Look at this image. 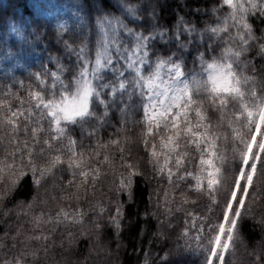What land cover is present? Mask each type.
Here are the masks:
<instances>
[{
    "label": "trees",
    "instance_id": "obj_1",
    "mask_svg": "<svg viewBox=\"0 0 264 264\" xmlns=\"http://www.w3.org/2000/svg\"><path fill=\"white\" fill-rule=\"evenodd\" d=\"M148 1L0 0V92L12 93L0 94V264H164L166 258L167 264H204L207 253L198 247L201 240L192 237L205 225L221 226L264 105V12L260 11L264 0L245 4L249 12L243 14L244 19L255 39L240 58L234 55L240 43L234 38L237 29L232 17L241 15L242 0H233L236 8L224 0H183L185 9L172 0L166 8L156 4L153 10ZM252 4L258 7L252 9ZM148 13L156 18L150 19ZM105 17L113 21L115 33L106 24L99 27ZM178 19L196 31L184 34L182 27L174 25ZM119 23L145 35L168 33L165 39L170 42L154 45L153 63L143 68L145 76L155 71L158 58L167 60L169 53L185 75L173 85L175 94L167 96L164 106L169 115L162 114L163 120L151 125L141 116L150 94L144 84L140 90L145 97L134 96L131 107L126 91L118 90L114 98L106 93L107 122L91 119L87 130L100 125L93 136L74 128L75 151L83 152L84 158L72 156L62 147L66 141L53 139L54 127L50 129L48 121L41 119L44 110L35 107L39 101L34 94L39 91L47 100L48 89L54 83L59 86L43 74L44 68L56 71L64 83L77 76L84 67L76 60L81 49L95 86L91 73L97 42H112L115 34L123 46L132 44ZM213 27L216 33L210 31ZM177 31L186 49L176 42ZM65 42L75 51L65 48ZM110 51L116 60L115 49L110 47ZM209 63H231L233 68L214 72L207 67ZM126 64L117 60L102 68L103 82L117 83L119 72L126 73L125 80L132 79L134 73ZM169 67L161 69L163 84L174 78ZM37 72L44 85L36 81L33 74ZM163 84L156 91H162ZM177 87L182 94L175 91ZM91 106L98 115L104 111L94 98ZM18 108L31 115L26 112V118H17L19 128L14 131L7 120ZM262 139L264 115L229 213L236 211L241 200L237 215L242 211L244 216L232 241L223 229L217 247L222 240L224 247L215 264H264V141L256 158ZM41 148L46 155H40ZM56 156L61 162L53 166ZM69 160L82 161L81 167L70 171ZM253 163L254 172L243 194ZM33 167L36 175L31 173ZM130 172L139 173L131 195L117 190ZM118 206L123 215L116 228L108 219ZM101 209H106L102 216ZM98 220L106 227L98 230L94 226ZM217 234L205 228L203 243L211 236L216 240Z\"/></svg>",
    "mask_w": 264,
    "mask_h": 264
},
{
    "label": "snow or ice",
    "instance_id": "obj_2",
    "mask_svg": "<svg viewBox=\"0 0 264 264\" xmlns=\"http://www.w3.org/2000/svg\"><path fill=\"white\" fill-rule=\"evenodd\" d=\"M249 0H242L239 4V9L241 15L236 17L235 15L232 17L233 19V26L237 29L234 38H238L240 43V50L236 51L234 55L237 58H240L243 52H246L248 48L251 46L250 41L255 39L251 35L252 29L250 25L245 22L244 13L249 12V9L245 7V4L248 3ZM225 5H230L233 8H236L237 5L233 3V0H224ZM258 6L256 4H252V9H256ZM261 12H264V9H260ZM155 14H153L150 19H155ZM143 23V21H141ZM109 26V30L113 33L116 31V26L113 24V21L108 20L106 17L103 18L102 21L99 22V27L101 29L104 28V25ZM180 27L183 28L184 34H192L196 31L194 27L187 26L183 23V20L179 21ZM63 28L64 25H61ZM155 27V26H154ZM119 29L126 34L132 40V44L130 47L123 46V43L120 40L119 35H113L112 42H108L107 40H102L97 42L96 52H95V67L92 69V79L96 80V85L94 86L92 80H89L87 77L90 75L88 72V64L89 61L85 58V50L81 49L79 53L76 55L77 62L83 64V69L79 72L77 76H75L69 83H64V81L57 75L56 71H51L47 68H44L43 74L50 75L54 81L59 82V86L54 83L48 89V99L45 100L44 96L41 92H36L35 99L39 101L35 105L36 108H42L44 112L41 115L42 120H47L49 124V128L54 127V131L56 135L53 137L54 140L58 141H66V144L62 143V147H67L71 152L72 156L79 155L82 159L84 158V153L81 152L77 154L75 151V146L77 145V140L73 139L72 132L73 129L79 127L81 130L82 135L87 134L88 136H93L99 131V126L97 128L92 129L91 131L85 128V125L93 118H95L98 122H107V118L109 117V100L105 99V94L107 93L109 97H115L117 91L120 92H127V101L128 107H131V101L134 96H139L141 98L145 97V92L140 90V85L144 84V87L150 93L147 95V102L144 103L141 107V116L144 120L151 125L154 121L163 120V115H169L168 109L161 103V100L167 101L168 95L175 94L173 92V85L180 81L181 77L184 76V72L181 70V64L175 62L174 55L169 53L167 60L159 59L155 63V71L151 74L145 76L143 74V68L145 66L151 67L153 61L152 56L155 55L154 45L157 42L160 43H168L169 40L165 38L168 36L167 31H157L151 34L145 35L142 32H136L131 28H128L127 25L123 23H119ZM241 30H247L246 32ZM212 33L217 32V28L213 27L210 29ZM105 36L107 33L104 34ZM180 31L175 33V40L178 43L179 47L182 49H186L188 45H185L181 39ZM110 47L115 49V53L117 59H113V53L110 51ZM65 48H68L70 52H74L75 50L71 48L67 42H65ZM261 54H264V45H261ZM103 58V60H102ZM200 59L203 60V55L200 56ZM117 60L120 62H127L126 67L129 70H132L134 73V77L130 80H125L124 77L126 76L125 72H119L116 75L117 83L111 82H103L104 76L100 74V70L105 68L106 66H112L117 63ZM166 64L171 65L169 67V72L174 73V78L169 77V81L167 84H163V80L161 77V69H163ZM57 67L62 69V66L57 62ZM209 69H212L214 72L218 71L220 68H224L225 71L228 68H233L231 63H209L207 65ZM113 73H116V69H111ZM235 75V73H233ZM36 81L39 82L41 85H44L46 81L42 79V74L40 72L33 74ZM155 81H160L159 84L154 83ZM163 84L162 91H156L157 88L161 87ZM183 86H189V81L187 79L183 80ZM7 88V86H5ZM130 89V90H129ZM175 91L182 94V89L177 87ZM0 94L4 95H12L11 91H2ZM31 95V93H30ZM154 96L162 97V99H153ZM93 98L95 102L99 105L103 106L104 111L101 114H97L94 108L91 106L93 102ZM19 99V98H18ZM21 108H23L24 101L20 100ZM112 104H115V99H112ZM157 105H159L160 110H157ZM171 107V105H169ZM18 108L16 111L11 113V118L7 120L8 124L13 126V130H18L19 126L16 123L17 118L25 117L26 112L28 115H31L30 111L28 110H21ZM123 110V109H121ZM163 114V115H162ZM63 125V126H62ZM158 126V125H157ZM27 131V128H25ZM37 130L33 129V133L35 134ZM39 131L43 132L44 129L41 127ZM149 132L152 131V128L149 127ZM49 147L52 145L49 143L48 140L44 141ZM82 144V140L80 141ZM115 143V141H113ZM57 152H60V149H56ZM31 156V153H29ZM40 155H46L45 149H40ZM153 156H156V153L153 152ZM60 157L56 156L55 160L52 161L53 166L55 164L60 163ZM31 163V161H30ZM81 162H73L69 160L68 162V169L71 171L74 167L80 168ZM36 168H31V173L33 175L37 174ZM163 171V169H161ZM75 175V173H73ZM139 173L130 172L128 176L124 177L123 180L120 181L118 191L120 192H128L131 195V190L133 188V181L135 177ZM43 173H41V176ZM80 175L87 177L89 173L81 172ZM15 183V182H13ZM35 183L39 184L40 180L37 179ZM71 184L72 181H69ZM5 196L8 195V192L4 193ZM2 198V197H0ZM106 209L100 210V215H103ZM67 215V214H65ZM123 215V208L122 206H118L116 209V214L112 215L108 219V223L115 225L116 228H119L121 225V220L119 217ZM244 213L241 211L239 215L235 213V209L232 210V213L229 216L228 221L224 224V236L229 237L230 234V241L233 240L234 234L238 228V222L242 219ZM233 220L235 221L233 223ZM98 230L103 229L106 227V224L102 220H98L94 225ZM220 224H216L214 226L205 225L204 228H199L197 230V235L192 237V239L199 238L201 243L198 245L203 251L207 253L205 257L204 264H215V260H220V251L224 247L223 240L221 241L219 247L216 248V251H213V247L215 246V237L211 236L208 239L207 244L203 243V237L201 233L207 228L210 232H219ZM183 235L187 236V233ZM36 239H40V237H36ZM168 259L166 258L164 264H167Z\"/></svg>",
    "mask_w": 264,
    "mask_h": 264
},
{
    "label": "rangeland",
    "instance_id": "obj_3",
    "mask_svg": "<svg viewBox=\"0 0 264 264\" xmlns=\"http://www.w3.org/2000/svg\"><path fill=\"white\" fill-rule=\"evenodd\" d=\"M171 1H172V0H149L148 3L151 5L149 8H151V10H153V9H155L156 6H158L159 8H166L167 5H168ZM182 1H183V0H177L176 2H177V4H178L179 6H181L182 8L185 9V5H184L185 3H182ZM92 2H93V1H92ZM93 3H94V2H93ZM156 4H157V5H156ZM155 5H156V6H155ZM196 10H203V9H202V7H197ZM154 11H155V10H154ZM173 11H175V10H173ZM148 16H149V17H152L153 15L148 13ZM179 21H180V19H178V20L174 23V25H176V26H180V25H179ZM187 38H188V40L190 39L189 37H187ZM87 78H88L89 80H91L90 75H89ZM180 86H182V84H181ZM157 91H158V90H157ZM153 99H162V97L154 96ZM169 99H171V98H169ZM161 103H162L163 105H166V104H165L166 102H165L164 100H161ZM263 111H264V106H263ZM261 116H262V115H261ZM261 121H262V119H259V120H258V122H257V124H256V127H255V130H254V133H253V137H252L251 142H250V144H249V147H248V149H247V153H246V155H245L244 163H243V166H242L241 171H240V173H239V176H238V179H237L236 186H235V188H234V190H233V192H232V195H231V197H230V201H229V204H228V207H227L226 213H225V215H224L223 221H222V223H221V226H220L219 232H218L217 237H216V240H215V246L213 247V251H214V252L216 251V248H217L218 242H219V240H220V237H221L222 231H223V229H224V224L227 222V219H228V216H229L230 210H231V208H232V205H233V202H234L235 196H236L237 191H238L239 183H240V181H241V178H242L243 173H244V170H245L246 162L248 161V158H249V156H250V152H251V150H252V147H253L254 141H255V139H256V136H257L258 130H259V128H260ZM101 122H102V121L98 122V124H100ZM263 141H264V140L262 139V140H261L260 147H259L258 152H257V155H256V158L258 157V153H259V150H260V148H261V145H262ZM255 161H256V160H255ZM255 161H254V162H255ZM254 166H255V163H253L252 167L250 168V170H249V172H248V176H247V179H246V181H245V186H244V188H243V190H242V191H243V192H242L243 194H244V191L247 189V186H248V184H249V182H250V180H251L252 174H253V172H254ZM243 194H242V196H243ZM242 196H241V198H242ZM241 202H242V201L239 200V203H238L237 208H236V211H235L236 214H238V211H239L240 206H241V205H240ZM234 222H235V221L233 220V223H234ZM123 247H124V244L121 245V248H123ZM117 248H118V246H117ZM175 254H176V253L174 252V255H175ZM170 255H171V254H170ZM174 255H171V256H172V257H175ZM171 256H170V257H171ZM111 263H112V262H111Z\"/></svg>",
    "mask_w": 264,
    "mask_h": 264
}]
</instances>
